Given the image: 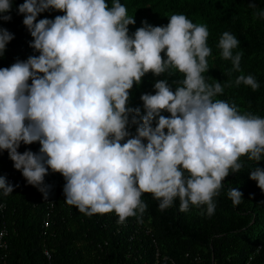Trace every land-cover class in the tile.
Instances as JSON below:
<instances>
[{
  "label": "clouds",
  "instance_id": "1",
  "mask_svg": "<svg viewBox=\"0 0 264 264\" xmlns=\"http://www.w3.org/2000/svg\"><path fill=\"white\" fill-rule=\"evenodd\" d=\"M11 7V0H0V14ZM249 7L257 6L250 0ZM49 9L64 15L37 21ZM17 11L39 55L0 68V150H7L13 167L45 199L41 185L50 169L66 181L65 203L87 216L115 213L118 223L139 220L147 209L141 196L150 193L160 210L178 198L179 211L194 206L211 217L225 178L245 167L241 157L264 158V118L214 99L233 83L259 88L254 76L242 73L243 52L234 54L240 42L230 32L222 33L217 47L231 61L228 75L241 74L234 82L209 83L208 28L183 14L171 15L166 26L142 21L130 36L135 20L120 0L111 7L106 0H24ZM254 15L264 18V11ZM11 39L0 28V55ZM149 72L183 78L175 91L159 80L155 94H142L140 117V108L127 104L133 85ZM129 122L137 125L131 138ZM21 142H38L39 152L19 153ZM249 178L264 192V170L255 168ZM0 190L13 192L2 176ZM227 195L233 205L241 203L236 188Z\"/></svg>",
  "mask_w": 264,
  "mask_h": 264
},
{
  "label": "trees",
  "instance_id": "2",
  "mask_svg": "<svg viewBox=\"0 0 264 264\" xmlns=\"http://www.w3.org/2000/svg\"><path fill=\"white\" fill-rule=\"evenodd\" d=\"M24 0H11V10L0 15H10L8 21L0 20V28L12 34L0 55V68L10 67L16 61H26L39 52L29 45L33 38L23 24L24 14L17 9ZM250 0H120L128 14L133 16L134 25H129L131 36L142 21L152 26H166L173 14H183L193 23L205 24L209 31L208 46L211 55L207 58L209 70L204 74L225 84L235 81L241 73L228 72L232 69L230 60L220 56L218 41L223 32L228 31L239 40L233 52L242 51L240 66L244 75H252L259 83L253 91L243 84L225 87L222 95L214 99L235 103L241 112H251L264 118V18L254 15L264 11V0H251L256 8L249 7ZM111 7L112 0H106ZM63 12L46 10L39 19H54ZM164 57V53H161ZM166 58V57H164ZM179 73L154 76L151 72L142 77L139 85L130 90L128 107L140 108V117L145 114L142 94H155L154 84L166 80L175 91L182 79ZM31 83V80L28 82ZM169 117L170 113L162 111ZM139 120V117H137ZM131 121V115L129 116ZM156 126L153 120L152 127ZM137 125L129 122L127 131L136 134ZM166 131V130H165ZM126 138V139H127ZM125 141H122V143ZM147 143V141H144ZM38 142L25 145L21 142L17 151L39 152ZM245 167L238 173H230L223 181L219 195L214 197L216 210L211 217L202 215V209L194 206L188 211H179L178 198L174 204L160 210L159 201L152 194L144 193L141 199L147 209L138 220L129 217L118 223L115 213L87 216L75 206L65 203L63 187L66 181L59 173L50 169L44 177L49 183L47 199L38 189L27 183L21 171L13 167L7 150H0V176L13 185V192L4 195L0 190V230L5 229L3 239L6 248L0 247V264H264V192L249 178L255 168L264 170V158L251 162L241 157ZM236 188L242 193L241 203L233 205L227 193ZM51 219L47 228L42 220L48 211ZM148 229V230H147ZM136 230V232H135ZM107 240L109 245L103 251L96 249L97 242ZM43 248L51 252L48 260ZM156 249L159 256L156 257ZM129 252V257L126 253Z\"/></svg>",
  "mask_w": 264,
  "mask_h": 264
},
{
  "label": "built area",
  "instance_id": "3",
  "mask_svg": "<svg viewBox=\"0 0 264 264\" xmlns=\"http://www.w3.org/2000/svg\"><path fill=\"white\" fill-rule=\"evenodd\" d=\"M46 187H47V189L49 190V183H48V182L46 183ZM0 207H3V204H1ZM51 207H52V204L50 203L49 206H48V211L45 213V216H44V218H43V220H42V227H43L44 229L47 228V227L50 225V222H51V221H50V219H51V214H50V209H51ZM147 230H148V229H147ZM135 232H136V230H135ZM4 234H5V229H1V230H0V247H2V248H6V242H5L4 239H3V235H4ZM108 245H109V243H108L107 240H104V241H102V242H97V244H96V249H98V250H100V251H103L104 248H105L106 246H108ZM43 253H44V255L46 256V258H47L48 260L51 259V252H50L47 248H43ZM155 255H156V257L159 256V251H158V249H156V253H155ZM125 256H126V257H129V252H127ZM162 258H163V259H169L170 262H171V264H174V261H173L171 258H168L167 256H163ZM154 264H158V259L154 262Z\"/></svg>",
  "mask_w": 264,
  "mask_h": 264
}]
</instances>
